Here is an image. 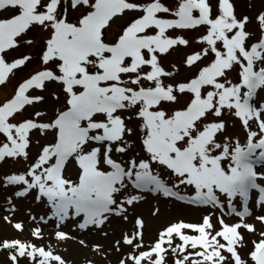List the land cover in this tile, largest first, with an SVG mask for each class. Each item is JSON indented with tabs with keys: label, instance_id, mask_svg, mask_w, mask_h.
I'll list each match as a JSON object with an SVG mask.
<instances>
[{
	"label": "snow or ice",
	"instance_id": "1",
	"mask_svg": "<svg viewBox=\"0 0 264 264\" xmlns=\"http://www.w3.org/2000/svg\"><path fill=\"white\" fill-rule=\"evenodd\" d=\"M249 8L0 0V86L33 60L17 54L34 43L23 38L45 34L38 66L0 100V164H24L0 174V219L15 232L0 236L2 264H68L42 241L76 240L69 221L110 239L116 264H264V7ZM178 49L180 63L165 66ZM146 195L209 211L170 220L145 243V219L129 209ZM29 198L43 213L17 218ZM113 222L131 227L110 233Z\"/></svg>",
	"mask_w": 264,
	"mask_h": 264
},
{
	"label": "rangeland",
	"instance_id": "2",
	"mask_svg": "<svg viewBox=\"0 0 264 264\" xmlns=\"http://www.w3.org/2000/svg\"><path fill=\"white\" fill-rule=\"evenodd\" d=\"M254 3L257 8L264 7V0H235L236 10L238 14L250 13L252 9L249 8V4ZM133 13H128L126 16L121 17L114 22V27L110 30L112 33H116L119 31L121 25L125 24L130 16ZM197 32H188L185 35L193 40V47H199V45L195 44L194 38L197 35ZM45 34L40 33L38 30L33 29V31L29 32L27 36L23 39H32L34 41L33 44H21V46L17 49V54H31L33 56V60L27 65V67L22 68L18 72H16L15 76L11 79V81L7 84L6 87L0 86V100H2L6 95L12 93L14 86L18 81L22 80L27 76V74L34 68L38 66V53L40 48L43 46V36ZM184 50L178 49L177 52H173L171 56L165 57V66H167L169 61L175 62L177 64L180 63L181 53ZM185 75L183 68L181 69V74L177 78L180 79ZM51 106V105H49ZM30 111V110H29ZM230 132L233 134H239L243 139V131L237 125L236 128H230ZM31 152L33 155L37 152V147L33 144L31 148ZM24 164H13L12 161H8L6 163L0 164V174L7 172L12 168H23ZM10 191V190H9ZM8 193L4 190L0 189V217L5 215L4 209L7 207L5 202V197ZM155 207L160 209L159 215L153 216L152 211ZM28 208H31L33 212L43 213V208L37 205L31 198L27 200H19V210L15 214L17 218L27 219ZM199 207H189L185 204L176 203L174 200H169L162 196L154 198L152 195H146L145 200L138 202L134 208L129 209V218L132 219V213L135 212L138 215H141L145 219V243L150 242V238L156 234L159 228L165 224L166 222L173 220L175 218H184L189 221H197L200 217L209 209L200 208V210L195 209ZM233 220L235 218L233 217ZM131 225H121L118 222H113L112 225L106 226L105 230L110 233L114 230L119 233L122 230H127ZM65 230H71L72 234L77 237L76 240H70L63 243H58L53 240H44L42 243L48 244L51 243L52 246L58 251L61 255H63L68 264H116L117 256L120 255L111 249V241L110 239H105L99 232L96 230L92 231H81L75 228H72V221H69L65 225ZM12 236L15 235L13 229L10 228L2 219H0V236ZM25 238L28 237V232L25 231L23 234ZM246 238L248 240H252L258 237H254L250 234L245 233ZM84 239L86 241V246H82L79 244V240ZM94 243H99L104 248V254L97 253L91 245ZM250 246V245H249ZM242 251L246 252L247 249H243ZM2 264V261H0ZM171 264V262H169Z\"/></svg>",
	"mask_w": 264,
	"mask_h": 264
}]
</instances>
